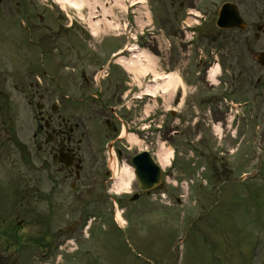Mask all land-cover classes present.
<instances>
[{"label":"rangeland","instance_id":"1","mask_svg":"<svg viewBox=\"0 0 264 264\" xmlns=\"http://www.w3.org/2000/svg\"><path fill=\"white\" fill-rule=\"evenodd\" d=\"M31 1L33 6H28L29 9L47 10L48 15L63 17L66 25L73 24L72 37L84 46L90 41L97 46L102 44L103 48L123 47L131 41L124 33L133 26L132 34H136L146 25L145 36H139V40L153 63L140 61L141 65L135 66L138 58L131 59L133 68H128V73L120 70L116 76L124 85L127 81L140 89H146L149 79L161 84L154 89L158 100L145 103L152 109L151 128L164 121L166 132H154L146 141L155 159L161 142L166 148L174 149L177 167L166 168L168 182L161 191L154 192L144 202L127 201L129 207L119 209L118 213L123 210L124 214L118 223L114 220L115 210L92 205L82 211V233L58 237L59 230L68 227L73 220L47 223V209L38 206L36 211L28 210L39 212L34 216L38 221L29 219L28 223L23 222L24 226L18 225L17 221L22 218L15 220L14 209H9V190L3 177L13 180L16 170L21 168L23 176L30 181L32 163L44 162L34 156L32 144L39 114L37 104L47 107L53 100L63 99L68 105L63 91L71 99L81 98V66L61 68L55 74L56 79L44 76L45 67L26 64L27 53L17 50L16 23L0 18V110L4 112L0 114V124L6 122L5 133L0 125V138H18L26 150L21 162L12 142H3L2 152L0 149V176H3L0 177V261L4 264H264V118L252 103L255 81L251 85L250 81L242 79L237 82L239 56H232L236 91L230 93L229 87L225 94L223 89L227 86L222 83L219 98L214 97L209 103L203 100L215 92L205 79L210 65L204 64L200 76L194 71L201 53L209 58L210 51L221 49L222 43L244 42V36L250 33L249 30L246 34L230 30L216 40L219 30L213 22L216 19L213 11L226 0H192L179 12V3L172 5L171 0H75V4L61 0H28V4ZM196 3L201 10H209L211 23H206L201 30L203 36L201 34L198 45L188 49L180 43L183 37L180 21ZM144 12L149 13L148 22L145 18L147 23ZM244 17L249 23L255 21L249 11ZM109 22H114L111 24L116 28L108 25ZM96 23H100L99 27L94 26ZM97 28V34L92 35ZM250 30L253 33V29ZM22 40L25 41V37ZM171 72L177 77L185 76L191 84L184 82L182 103L178 106L180 92H173L174 84L166 85V80H160ZM229 76L223 78L227 81ZM52 87L55 95L50 100ZM164 87L166 93H162ZM221 94L236 101L248 100L251 104L238 114L229 112L223 120L226 108L220 102ZM41 95H44L43 100ZM145 103L138 108L140 118L146 117ZM70 104L78 108L75 102ZM172 112L176 115L171 116ZM128 146L135 151L140 148L134 144ZM143 148H147L146 145ZM126 167L120 165V176ZM136 185L127 191L137 192ZM6 211L7 219L2 223ZM75 214H79L78 211H74ZM91 219L93 225L88 230Z\"/></svg>","mask_w":264,"mask_h":264},{"label":"flooded vegetation","instance_id":"2","mask_svg":"<svg viewBox=\"0 0 264 264\" xmlns=\"http://www.w3.org/2000/svg\"><path fill=\"white\" fill-rule=\"evenodd\" d=\"M171 1L172 5L179 3V12L192 0ZM229 1L236 3L243 15L248 11L253 13L254 30L251 33L248 27L241 31L243 34L248 30L250 32L244 36V42L228 40L222 43L221 49L216 48L218 52L210 51V63L220 62L222 71L218 87H213V90L218 95L220 86L224 83L227 86L223 89L224 93L229 87L230 93L236 91L233 81L237 77L233 60L239 56L237 64L240 73L237 82L242 79L243 82L250 81L251 85L255 81L254 104L256 111L264 118V64L260 60L261 54L264 53V0ZM32 2L28 4V0H0V8H3L0 12L18 17L21 25H24L29 41H20L18 45L26 51L25 61L28 63L64 67L82 65V103L76 104L78 108L60 101H57L60 106L55 102L47 107L41 105L40 120L34 125L32 144L34 156L42 158L44 162L39 165L32 163L30 181L23 176L21 168L16 170L13 180L2 177L9 190V208L14 209L15 220L22 218L17 221L18 225L24 226L29 219L30 222L38 221L34 216L39 212L28 210L36 211L38 206H42L47 209V223L50 220H73L72 224L67 225L66 232L60 229L58 237L76 236L82 233V211L86 208L101 205L100 207H113L115 210V205L118 208H127L128 202L134 200V191L130 195L124 192L121 196H113L111 186L118 178L119 166L123 163L132 164V159L137 153L133 147L128 146L126 135L130 129L144 130L147 119L139 117V106L134 107L126 102V97L132 90L127 88L130 86L127 81L126 86L119 81L116 76V73L120 72L118 67L108 66L106 73L100 75L106 65L107 53L94 51L90 41H86L85 46L82 42L74 41L73 25L62 22L63 17L60 15H48L47 10L29 9L28 6H33ZM23 5L24 9L21 8ZM223 32L229 31L218 32L216 40ZM111 56L112 54L108 57ZM247 56L251 58L248 59ZM227 74L230 76L226 81L223 77ZM35 96H38V93ZM40 98L43 100L44 95ZM49 98L51 100L53 96ZM5 123L3 121L0 124L3 133L6 130ZM164 124L165 122L163 126ZM163 126L161 132L164 133L166 128ZM3 142H12L16 150L15 155L23 162L26 150L20 139L0 138L1 152ZM8 156L11 157V154ZM26 164L28 165V162ZM145 196L148 195L141 194V199L146 198ZM74 211L79 214L73 215ZM2 219L6 222L7 217ZM25 221L27 222L23 223ZM0 264L4 262L0 261Z\"/></svg>","mask_w":264,"mask_h":264},{"label":"bare ground","instance_id":"3","mask_svg":"<svg viewBox=\"0 0 264 264\" xmlns=\"http://www.w3.org/2000/svg\"><path fill=\"white\" fill-rule=\"evenodd\" d=\"M61 1H63L64 3H66V4H69L70 2L72 3V4H75V0H61ZM119 2V1H118ZM138 2H142V0H138ZM119 4V6H121V7H123V5L122 4H120V2L118 3ZM104 13L105 14H108V11L107 10H105L104 11ZM112 24H114L113 22H111ZM110 22H109V24L108 25H110L111 27H114V28H116V26L114 25V26H112V24H111ZM100 23H96V24H94V26L95 27H99L98 25H99ZM94 27V28H95ZM94 32V35H96L97 34V31H98V28H97V30L95 31V30H93ZM139 58H138V57ZM135 57H137L138 58V63L137 62H135V66H138V65H141L139 62L141 61V60H143V59H145L146 61H148V63L149 64H151V63H153V61H152V58H151V56L150 55H147V52H142L140 55H136ZM133 60V59H132ZM132 60H129V61H124L123 63H125L126 64V66L128 67V68H133V61ZM144 61V60H143ZM121 62V61H120ZM218 72H219V67L217 66V67H214L213 69H212V71L210 72L211 73V76H210V78H211V80H213L214 81V76L215 75H217L218 74ZM171 77V80L168 82V84L167 85H172V84H175L176 82H175V80H174V75H172V76H170ZM157 86H161V84L159 85H157ZM156 86H152L151 85V87H149V89H148V91H147V94L149 95V96H155V91H154V89L156 90V88H155ZM165 88V87H164ZM174 90V89H173ZM175 90H176V87H175ZM174 90V91H175ZM173 91V92H174ZM171 96H172V94H171ZM219 129V128H218ZM129 142L131 143V144H134V145H137V146H142V140H140V139H138V137L137 136H135V135H131V137H129ZM157 156H158V158L157 159H159V162H160V164H161V166L163 167V169L164 168H166V167H168V166H170V164H171V162H172V159H173V156H174V152H173V149L172 148H166V145L165 144H163V143H161L160 145H159V147H158V151H157ZM124 172H123V174H124V176H123V178H122V181H121V183H120V185H118V187H117V191L118 192H127V188H129L130 186H131V184L134 182V178H135V174H134V170L131 168V167H126V169L125 170H123Z\"/></svg>","mask_w":264,"mask_h":264},{"label":"water","instance_id":"4","mask_svg":"<svg viewBox=\"0 0 264 264\" xmlns=\"http://www.w3.org/2000/svg\"><path fill=\"white\" fill-rule=\"evenodd\" d=\"M229 7L230 6L225 5L222 8L218 21L219 27L245 28L246 25L242 19H240L239 12L235 8L230 9ZM134 166L136 168L137 181H139L140 188L143 191L150 190L161 183V169L148 153H143L138 158L134 159Z\"/></svg>","mask_w":264,"mask_h":264}]
</instances>
